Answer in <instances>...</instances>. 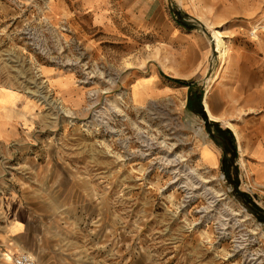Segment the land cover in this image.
Segmentation results:
<instances>
[{
	"label": "rangeland",
	"instance_id": "rangeland-1",
	"mask_svg": "<svg viewBox=\"0 0 264 264\" xmlns=\"http://www.w3.org/2000/svg\"><path fill=\"white\" fill-rule=\"evenodd\" d=\"M252 69L264 75V0H0V90L37 112L0 142V264L34 242L39 264H264L248 145L194 110L200 89L231 98L228 122L259 135ZM15 203L30 250H12Z\"/></svg>",
	"mask_w": 264,
	"mask_h": 264
},
{
	"label": "crops",
	"instance_id": "crops-1",
	"mask_svg": "<svg viewBox=\"0 0 264 264\" xmlns=\"http://www.w3.org/2000/svg\"><path fill=\"white\" fill-rule=\"evenodd\" d=\"M249 72L250 69L248 68ZM253 70V74L255 75H261L260 72L256 71L255 69ZM264 73V70H263ZM262 76V75H261ZM259 88H257V90L253 91L254 95H256L257 101L256 103L253 104V106L261 108H264V75L262 76V78H259ZM67 95V94H66ZM76 95L75 97L72 96L71 101L76 102V105H79V103L81 102L79 99V96ZM69 99V98H68ZM205 98L202 101L203 104V108L205 109L204 112H206V108H205V102H204ZM29 101L27 100L24 96L18 95L16 94L13 90H9V89H1L0 90V142L2 141H6L9 140V137H16L17 139H21L25 133H27L28 131H31L33 129H35V118L34 116L37 114L36 109L32 108L31 105H29L28 107H25V103ZM30 102V101H29ZM209 102L211 104L212 107V111L214 114H216V117L218 119H211L209 118V115L206 117L209 118L210 124L214 125L218 124L219 127H222V125H220L221 120L223 121H229L227 120V115H229L231 112L229 110V107H231V105H233V99L231 98H227L226 102H225V106L223 105L224 102L221 98H209ZM252 102H254V100H252ZM30 104H33V102H30ZM249 104V102H248ZM73 105V104H72ZM227 118V119H226ZM259 125H258V132H261L259 135H252V136H242V140H243V145H248V154H249V159L250 162L248 164V168L251 171V173L253 174V176L255 177L256 181L261 184L264 185V113L260 114L259 119H258ZM226 128H230L227 125L225 126ZM231 129V128H230ZM232 130V129H231ZM233 132V131H232ZM233 135L234 132H233ZM16 139V140H17ZM245 149V148H244ZM247 151V150H245ZM218 162V160H217ZM7 205V204H6ZM8 209L10 207H12L10 209V214H12L11 216V221L10 224H15L14 219L17 217L18 212H20V214L18 216H22L24 218V222H23V228H18L17 232L18 234L15 238H16V243L14 244V247L12 248V250L18 251L19 249H27L30 250L26 244H24V241L26 239V237H19L20 232H24L26 231V227L28 226L27 224L29 223L26 220V217L28 219V211L26 209L25 206L15 203L13 205H11L9 207L6 206ZM15 208V209H14ZM9 211V210H8ZM11 226V225H10ZM15 226V225H13ZM12 226V227H13ZM24 230V231H23ZM10 233L9 230H7L5 227H0V245L3 246V244L5 243V241L3 240L5 235ZM14 233V232H13ZM32 233V232H30ZM11 234V233H10ZM33 234V233H32ZM30 234L29 237L27 238V240L30 239H34L36 241V233L34 232V234L32 235ZM34 236V238H33ZM22 241V242H21ZM38 244L36 242H34V253L33 255L36 257L37 256V249H38Z\"/></svg>",
	"mask_w": 264,
	"mask_h": 264
},
{
	"label": "bare ground",
	"instance_id": "bare-ground-1",
	"mask_svg": "<svg viewBox=\"0 0 264 264\" xmlns=\"http://www.w3.org/2000/svg\"><path fill=\"white\" fill-rule=\"evenodd\" d=\"M218 40V38H217ZM218 46H220V41H218ZM225 51L226 49H224V52L221 53V55H225ZM35 90L30 92L31 94H33L32 96H34L35 98H37L38 102L41 103H45L47 105V107L51 110H53V108H56L57 113L59 112H63L64 114H66L67 116H69L70 118H74V112L72 110H70V108L65 107L61 102L58 103L57 100H53L51 98V94L48 95V93H45V89H43V86L40 85L37 82H30ZM205 108L207 111V114L209 115V118L211 119H218L216 117V114H214L211 110V104L209 105V103L207 102V100L205 99ZM52 120V119H51ZM39 121V120H38ZM37 121V122H38ZM228 127H231L234 131V134L236 136V140L238 142V146H239V150L241 153H245V149H244V145H243V140H242V136L240 134V132L238 131V129L236 127H234V125L230 122H226ZM242 155V154H241ZM188 185V184H187ZM195 185V184H194ZM180 186V185H179ZM190 186V185H189ZM191 187V186H190ZM196 188V187H195ZM194 188V189H195ZM193 189V188H192ZM191 189V190H192ZM192 198V197H191ZM207 212V211H206ZM211 217V216H210ZM228 220V219H227ZM226 227V226H225Z\"/></svg>",
	"mask_w": 264,
	"mask_h": 264
},
{
	"label": "trees",
	"instance_id": "trees-1",
	"mask_svg": "<svg viewBox=\"0 0 264 264\" xmlns=\"http://www.w3.org/2000/svg\"><path fill=\"white\" fill-rule=\"evenodd\" d=\"M199 91V92H198ZM203 92H202V90L200 89V90H197L196 92H195V95H194V99L196 98V107H195V109L194 110H196V111H198V112H201V114H203V116H205V118H207L206 117V113L204 112V108H203V104H202V94ZM193 95H192V92H191V97H192ZM190 97V98H191ZM189 98V99H190ZM190 101V100H189ZM214 125L215 126H218L219 127V125L218 124H215L214 123ZM219 129H220V127H219ZM223 133H225L226 135H228L230 138H231V141H232V143H233V146H234V149H236V145H235V139H234V135H233V133L231 132V130L230 129H226V130H221ZM236 156V155H235Z\"/></svg>",
	"mask_w": 264,
	"mask_h": 264
},
{
	"label": "built area",
	"instance_id": "built-area-1",
	"mask_svg": "<svg viewBox=\"0 0 264 264\" xmlns=\"http://www.w3.org/2000/svg\"><path fill=\"white\" fill-rule=\"evenodd\" d=\"M7 264H39L37 259L28 253H19L16 256L12 257Z\"/></svg>",
	"mask_w": 264,
	"mask_h": 264
},
{
	"label": "water",
	"instance_id": "water-1",
	"mask_svg": "<svg viewBox=\"0 0 264 264\" xmlns=\"http://www.w3.org/2000/svg\"><path fill=\"white\" fill-rule=\"evenodd\" d=\"M205 110V109H204ZM207 114V113H206ZM207 116H208V114H207Z\"/></svg>",
	"mask_w": 264,
	"mask_h": 264
}]
</instances>
